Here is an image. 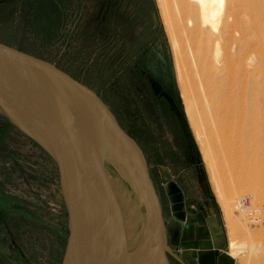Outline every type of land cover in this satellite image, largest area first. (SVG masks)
<instances>
[{"label": "rangeland", "instance_id": "obj_1", "mask_svg": "<svg viewBox=\"0 0 264 264\" xmlns=\"http://www.w3.org/2000/svg\"><path fill=\"white\" fill-rule=\"evenodd\" d=\"M241 35L232 21L230 45L237 54L257 59L258 46L248 52L239 49ZM0 42L52 61L94 89L139 143L161 198L171 264H264V198L243 192L260 219L250 220L238 204L233 224L228 225L209 162L224 191L235 182L234 168L224 166L218 157L208 161L202 151L211 152L214 146L209 125L218 129L213 135L216 143L233 135L240 144L245 127L233 118L228 125L231 117L222 112L209 122L201 118L200 73L180 37L182 56L176 58L158 0H0ZM139 53L144 64L159 61L157 72L177 97L192 144L176 115L141 78ZM106 166L117 204L130 226V241L125 242L130 254L138 247L148 206L128 167L111 151ZM7 223L15 247L2 250L0 241V264H61L69 231L57 165L0 109L1 240Z\"/></svg>", "mask_w": 264, "mask_h": 264}, {"label": "water", "instance_id": "obj_2", "mask_svg": "<svg viewBox=\"0 0 264 264\" xmlns=\"http://www.w3.org/2000/svg\"><path fill=\"white\" fill-rule=\"evenodd\" d=\"M150 81L192 144L174 98ZM0 109L57 165L69 231L61 264H104L103 254L122 239L123 213L106 166L111 141L118 138L127 143L152 200L162 263L171 264L162 202L144 152L94 89L52 61L0 42Z\"/></svg>", "mask_w": 264, "mask_h": 264}, {"label": "bare ground", "instance_id": "obj_3", "mask_svg": "<svg viewBox=\"0 0 264 264\" xmlns=\"http://www.w3.org/2000/svg\"><path fill=\"white\" fill-rule=\"evenodd\" d=\"M158 2L176 58L182 54L180 37L190 48L188 56L197 69L193 70L198 71L197 74L200 73V79L197 76V85L199 82L201 118L209 122L218 115V112H222L231 117L228 125L233 118V122L237 121L239 125L243 124L245 127L244 131L241 128L243 135L240 137L239 145L232 139V133H229L231 137L229 135L228 140L222 139L224 144L221 139L222 143L218 139L217 144L213 135L218 129L209 125L208 132L214 146L211 147V152L206 148L202 149L208 161V157L212 159L218 157L224 166L227 164L229 168H234L235 182L224 191L216 171L212 168L213 164L209 162L216 196L226 213L227 223L231 226L234 209L239 204L243 192H249L254 199L264 198V0H158ZM232 21L242 31V35L237 38L239 49L248 52L253 46H258L259 50L256 52L258 58L254 56L257 59L252 55L247 57L243 53L237 54L230 45L228 29ZM207 66L210 67L208 74L204 69ZM188 111L191 113L190 107ZM109 148L115 158L128 167L141 190L143 200L147 203L148 214L145 228L139 236L138 247L130 254L126 252L125 245L131 236L129 223H125L124 216L122 223L118 220L122 229V239L120 242L116 241L108 253L103 254L104 264H154V260L163 264L152 200L148 197L137 163L124 140L114 139ZM106 202L109 209L108 198ZM242 211L246 214V211L243 209Z\"/></svg>", "mask_w": 264, "mask_h": 264}, {"label": "flooded vegetation", "instance_id": "obj_4", "mask_svg": "<svg viewBox=\"0 0 264 264\" xmlns=\"http://www.w3.org/2000/svg\"><path fill=\"white\" fill-rule=\"evenodd\" d=\"M141 53H139L137 55V58L140 60L139 72L141 74V78H144L145 79L146 86L150 87V90L152 91L153 95L156 98H158L159 100H161L163 103H165L169 107V109H170V105H169L168 101L165 99V97L161 93L156 94L155 91H154V89H153V87H152V85H151L150 76L152 78L156 79L162 85L163 90L166 91L168 94H170L174 98L176 104L179 107V103H178V101L176 99L177 97H176L173 89L171 87H169V85L167 83H165L164 79L157 72V70L160 67L159 66V63H158L159 61L157 60V63L152 64V65L144 64L143 60L141 59V55H142ZM147 55L148 54H146V56ZM170 111H171V109H170ZM171 112L175 116L174 112L173 111H171ZM175 118L177 119L176 116H175ZM8 229H9V224L7 223L5 225V229H4V231L6 232V236L4 235L2 237V240L0 238V241H2L3 245H5V246H7L6 244H9V242L12 240V238L9 237L10 236V233H9V230ZM12 243H11V245H12Z\"/></svg>", "mask_w": 264, "mask_h": 264}, {"label": "built area", "instance_id": "obj_5", "mask_svg": "<svg viewBox=\"0 0 264 264\" xmlns=\"http://www.w3.org/2000/svg\"><path fill=\"white\" fill-rule=\"evenodd\" d=\"M239 206L246 211L249 215V219L252 221H257L260 218L258 217V209L254 208L251 204V199L249 195H244L240 198Z\"/></svg>", "mask_w": 264, "mask_h": 264}, {"label": "crops", "instance_id": "obj_6", "mask_svg": "<svg viewBox=\"0 0 264 264\" xmlns=\"http://www.w3.org/2000/svg\"><path fill=\"white\" fill-rule=\"evenodd\" d=\"M175 201H176V198L174 199ZM220 231H221V228L220 227H218V232H216V236L220 233ZM10 238H12V240L9 242V244H6L7 246H5V245H3V249L2 250H9V249H14V247H15V242H14V237H13V235H11V236H9ZM9 238V239H10ZM13 242V243H12ZM11 243H12V245H11ZM5 246V247H4ZM222 257V256H221ZM62 258V257H61ZM223 258V259H222ZM222 258H220V260H222L223 262L225 261L224 260V257H222ZM62 260V259H61Z\"/></svg>", "mask_w": 264, "mask_h": 264}]
</instances>
